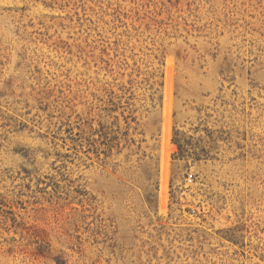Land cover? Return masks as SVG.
<instances>
[{
    "label": "rangeland",
    "instance_id": "rangeland-1",
    "mask_svg": "<svg viewBox=\"0 0 264 264\" xmlns=\"http://www.w3.org/2000/svg\"><path fill=\"white\" fill-rule=\"evenodd\" d=\"M0 264H264V0H0Z\"/></svg>",
    "mask_w": 264,
    "mask_h": 264
}]
</instances>
